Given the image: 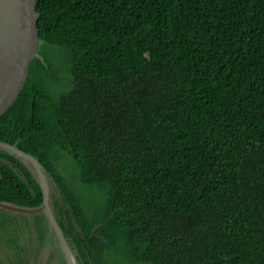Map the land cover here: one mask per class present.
Returning a JSON list of instances; mask_svg holds the SVG:
<instances>
[{"label":"trees","instance_id":"16d2710c","mask_svg":"<svg viewBox=\"0 0 264 264\" xmlns=\"http://www.w3.org/2000/svg\"><path fill=\"white\" fill-rule=\"evenodd\" d=\"M35 11L42 58L0 116V141L44 165L81 236L100 227L93 262L264 264V0H36ZM0 202L43 203L2 148ZM35 218L39 255L47 219Z\"/></svg>","mask_w":264,"mask_h":264},{"label":"water","instance_id":"95a60500","mask_svg":"<svg viewBox=\"0 0 264 264\" xmlns=\"http://www.w3.org/2000/svg\"><path fill=\"white\" fill-rule=\"evenodd\" d=\"M36 0H0V116L7 110L20 94L27 79L29 67L34 57L42 58L38 52V15L35 11ZM0 148L11 151L17 157L28 161L37 172L40 186L43 192V203L33 209L25 211L38 212L44 210L51 224L50 229L57 235L62 254L66 264H80L77 255L67 240L65 233L58 224L50 205V190L56 194L61 205L65 209L68 226L74 230L73 223L69 221V211L74 215L73 210L67 209L62 203L58 187L51 182L46 168L31 154L19 149L16 145L0 141ZM9 209H18L7 205ZM74 217V216H73ZM77 226L79 223L77 219ZM100 227L96 229L89 239L99 240L96 236ZM76 235L83 240L90 257V264H95L91 256V250L87 246L89 239L81 236L78 231Z\"/></svg>","mask_w":264,"mask_h":264},{"label":"rangeland","instance_id":"374dc122","mask_svg":"<svg viewBox=\"0 0 264 264\" xmlns=\"http://www.w3.org/2000/svg\"><path fill=\"white\" fill-rule=\"evenodd\" d=\"M67 172H68V170H67ZM69 174L72 175L73 172H70ZM62 203L67 208L73 210L72 208L68 207L63 201H62ZM60 205H61V203H60ZM53 206L55 207V205H53ZM61 207H62V209L64 208L62 205H61ZM52 209H53V214L56 217V215H58L59 213L54 208H52ZM63 213L65 215V209H63ZM41 214H44V216L47 220H46V222L42 228L43 231L45 232V244H44L43 248L41 249L39 255H38L37 250H39L41 248V244H40V233H41V231L38 227H36V221H37L36 218H34V220H32V218L27 214L19 216V217L15 214L14 215H8V219H7L8 225L13 223L15 225H21V227H24V230L21 231V233H20L19 244L21 247L23 246L24 248H26V250L29 251V255L26 256V258L28 257L27 260L25 257L22 259H17L18 258L17 254L12 253V251H15V249H16L15 244H10L8 242V247H9L8 251H10V254H8L4 258H1L3 264H20L21 262H25V260L27 261L26 264H63L64 258L62 257V250H61L59 241L57 239V235L54 231L50 232L51 224L49 222V218L46 215V213L42 212ZM0 218L5 219V217H3V216ZM65 222H68L66 215H65ZM72 223H73V228H74V230L71 229L72 232H74V233H75V231L79 232L80 227L77 226L75 221H73ZM35 228H36V230H35ZM47 229H48V231H47ZM13 230L15 232H18L15 228ZM30 230H33V231H30ZM46 231H47V235H46ZM8 237L10 239L15 238V235L13 234L11 226L8 227ZM52 249H54L55 251L53 250V252H52ZM1 259H0V261H1Z\"/></svg>","mask_w":264,"mask_h":264},{"label":"flooded vegetation","instance_id":"af4514ba","mask_svg":"<svg viewBox=\"0 0 264 264\" xmlns=\"http://www.w3.org/2000/svg\"><path fill=\"white\" fill-rule=\"evenodd\" d=\"M19 159L28 167V169L32 172L33 176L39 182V177L37 176L38 174H37L36 170L34 169V167L32 166V164H30L28 161H25V160H23L21 158H19ZM17 171H19V169H17ZM47 173H48V171H47ZM48 175H49V177L51 179L50 181H48V183L50 184L53 180H52V178H51L49 173H48ZM54 194L55 193L53 192V190L51 188V190H50V205H51L52 208H54V206H53L54 205L53 204ZM7 205H9V204L0 202V217H2V216L5 217V219H1L0 218V259L4 258L8 254H10V251H8L9 250V247H8V242H9L8 227L11 226L12 223L9 224V225L7 224L8 215H14L15 214V215H17L19 217V216L27 214V215H29L32 218V220H34L35 214H38V213L41 214L42 212H44V210H40L38 212H34V211L27 212V211H25V209L29 210V209H33V208H37V207L25 208V207H19V206L12 205V206H14V207H16L18 209H9ZM16 226H18L21 229V231L24 230V227H21V225H16ZM11 228H12L13 234L16 235L15 231L13 230L14 228L12 226H11ZM12 253L16 254V251H12ZM1 262H2V259H1Z\"/></svg>","mask_w":264,"mask_h":264},{"label":"clouds","instance_id":"9594fccd","mask_svg":"<svg viewBox=\"0 0 264 264\" xmlns=\"http://www.w3.org/2000/svg\"><path fill=\"white\" fill-rule=\"evenodd\" d=\"M58 190H59V189H58ZM67 209H69V208H67ZM52 210H53V209H52ZM69 210H71V209H69ZM69 210H68V211H69ZM73 211H74V210H73ZM70 215H71V216H74L73 219H77L76 214L72 215V213L70 212ZM56 220H57V219H56ZM69 221L71 222L70 218H69ZM77 221H78V219H77ZM57 222H58V221H57ZM72 222H73V221H72ZM78 223H79V221H78ZM79 225H80V224H79ZM72 226H73V225H72ZM51 231H52V230L50 229V232H51Z\"/></svg>","mask_w":264,"mask_h":264}]
</instances>
